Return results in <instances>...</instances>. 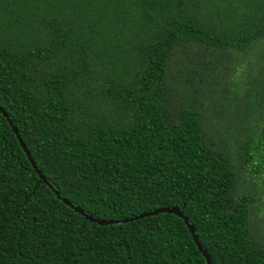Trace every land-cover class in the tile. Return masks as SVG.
I'll return each mask as SVG.
<instances>
[{"label": "trees", "instance_id": "obj_1", "mask_svg": "<svg viewBox=\"0 0 264 264\" xmlns=\"http://www.w3.org/2000/svg\"><path fill=\"white\" fill-rule=\"evenodd\" d=\"M0 108V264H264V0H0Z\"/></svg>", "mask_w": 264, "mask_h": 264}, {"label": "water", "instance_id": "obj_2", "mask_svg": "<svg viewBox=\"0 0 264 264\" xmlns=\"http://www.w3.org/2000/svg\"><path fill=\"white\" fill-rule=\"evenodd\" d=\"M0 112L2 113V115L4 116V118L7 120L9 126L11 127L13 133L15 134L19 144H20V147L22 148V150L24 151L28 161L30 162L31 166L33 167V169L35 170V172L38 174L39 178L46 184L48 185L49 187H51L50 183L43 177V175L41 174V172L39 171V169L36 167V164L35 162L33 161V159L31 158L27 148L25 147L16 127L13 125L12 121L10 120L9 116L0 108ZM58 197L59 195L56 194ZM63 202L72 207L75 211L79 212L82 216H84L87 220L91 221V222H94V223H98L99 225H108V224H114V223H117L118 221H113V220H109V221H105V220H99V219H95L91 216H89L88 214L82 212L81 210H79L78 208L74 207L71 205V203H69L67 200L65 199H62ZM162 213H167V214H173V215H176L180 218L183 219L184 223L186 224V226L188 227L192 237H193V240L198 248V250L200 251V253L203 255V257L205 258L206 260V263L207 264H211V261H210V258L208 256V254L206 253V251L201 247L200 243L198 242V239H197V236L195 235V230L194 228L189 224L188 222V219L183 215V213L178 209V208H162V209H157V210H152L150 212H147V213H144V214H141V215H138V216H135V217H132V218H128V219H124L122 220L123 223H126V222H133L135 220H138V219H141V218H144V217H147V216H154V215H157V214H162Z\"/></svg>", "mask_w": 264, "mask_h": 264}]
</instances>
